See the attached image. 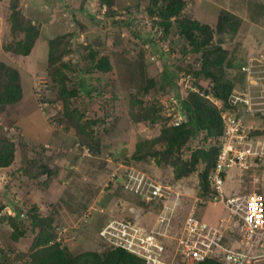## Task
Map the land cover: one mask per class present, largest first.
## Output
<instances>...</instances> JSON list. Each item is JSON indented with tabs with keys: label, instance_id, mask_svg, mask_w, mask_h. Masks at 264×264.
<instances>
[{
	"label": "rangeland",
	"instance_id": "obj_1",
	"mask_svg": "<svg viewBox=\"0 0 264 264\" xmlns=\"http://www.w3.org/2000/svg\"><path fill=\"white\" fill-rule=\"evenodd\" d=\"M162 4V0L157 5L151 0H0V64L18 72L22 92L16 103L0 109V135L15 145L13 162L0 168L1 264H30L32 245L42 230L53 235L52 243L78 256L108 249L99 233L114 218L156 227L163 210L143 205L123 180L116 185L115 173L133 171L171 187L169 219L160 229L169 257L175 253L183 222L192 209L211 224L227 214L223 205L197 201L204 199L199 194L202 164L188 176L175 179L170 165L158 164L154 157L134 156L139 143L153 140L164 126L173 125L174 118L166 111L172 98H179L183 113V102L191 93L207 91L209 99L222 107V101L206 88L211 80L196 75L202 68V55L180 34L178 19L172 18L165 31L159 15ZM230 6L235 10L232 15L241 21L238 32L216 34L211 44H221L227 51L224 72L231 81L252 52L264 49V0H235ZM206 9L215 16V8ZM179 18L195 19L193 11H183ZM22 22L38 31L27 56L13 50L25 39L16 30ZM217 23L211 26L214 30ZM92 58L96 62L107 59L110 69H95ZM188 73H194L198 92L183 85ZM62 77L68 91H78L69 99V109L80 117L78 124L85 134L66 116ZM151 80L155 86L145 91ZM237 82L242 84L243 76ZM6 83L7 74L0 67V92ZM150 108L159 109L163 119L154 124L139 119ZM247 121L264 128V119ZM205 139L206 133H201L190 149L204 146ZM190 155L187 148L184 158ZM252 187L264 193V168L227 171L226 197L247 194ZM33 216L46 219L42 229L31 227ZM12 220L27 229L26 237L13 239Z\"/></svg>",
	"mask_w": 264,
	"mask_h": 264
},
{
	"label": "built area",
	"instance_id": "obj_2",
	"mask_svg": "<svg viewBox=\"0 0 264 264\" xmlns=\"http://www.w3.org/2000/svg\"><path fill=\"white\" fill-rule=\"evenodd\" d=\"M239 75L243 76L242 84L237 82ZM186 76L187 84H183L186 90L198 92L194 86L197 81L194 73ZM231 82L234 88L226 106L222 102L219 108L224 133L210 176L214 190L206 198L197 199L212 207L223 205L227 214L211 224L192 209L183 222L175 253L169 257L160 229L169 219L167 201L172 196L171 187L157 183L145 174L133 171L115 173L116 185L123 180L124 187L138 195L145 205L158 206L163 211L157 219V226L151 229L131 219L110 220L99 233L108 247L123 249L140 258L143 264H174L177 259L178 264H197L207 259L223 264H264V193L252 187L253 191L247 194L226 197L223 190L227 171L264 168V134L252 135L253 131L262 128L247 121L249 118L264 119V49L252 52L234 73ZM212 86L211 82L206 88L211 90ZM206 93L204 91L201 96L209 99ZM177 100L179 98H172L166 109L169 117L174 118L173 126L184 121Z\"/></svg>",
	"mask_w": 264,
	"mask_h": 264
},
{
	"label": "trees",
	"instance_id": "obj_3",
	"mask_svg": "<svg viewBox=\"0 0 264 264\" xmlns=\"http://www.w3.org/2000/svg\"><path fill=\"white\" fill-rule=\"evenodd\" d=\"M163 4L159 7V15L161 17V24L165 31L171 26V19L177 20V25L180 34L188 40L195 52L202 55V68L196 72L197 76H204L211 80L213 86L209 92L217 100L226 102L231 94L234 84L225 76L224 68L228 60V53L221 44L212 45L213 36L216 34L238 32L241 21L234 15L224 11L218 18L216 29L214 30L210 25L202 24L200 21L189 18H179L185 9L186 3L184 0H162ZM154 5L159 3V0H151ZM153 14L154 11L150 10ZM16 25L18 24L15 20ZM20 32L25 34L24 40H19L13 47L14 52L29 55L35 45L38 37L36 27L31 23L22 22L20 26L16 27ZM54 46L50 48V61L53 59ZM93 60V67L100 71H108L110 64L107 59H101L96 62ZM228 64V63H227ZM0 67L5 69L8 77L6 83L0 92V109L7 104L16 103L22 95L21 87L19 85V74L16 70L7 67L4 63ZM90 72V71H88ZM85 71V73H88ZM170 77V75H169ZM65 81L61 78V95L67 102L66 116L71 123L76 126L79 133L85 134L86 130L80 123V117H74L69 109V99L78 95L77 90L68 91L65 87ZM163 84V83H162ZM155 86V80H151L144 87L145 91H149ZM138 103V101H136ZM185 121L178 126L166 125L161 130L158 137L153 140L145 141L137 145L135 157H154L158 164H168L174 169L175 179H181L195 172L198 164H202L204 169L199 173L201 197L206 198L213 192L211 186L210 176L214 170L217 156L220 151V138L224 133V126L220 116L219 108L208 98H205L197 93H191L182 105ZM146 115L139 117L142 120H149L154 124L159 119H163L159 113V109L150 108L146 111ZM152 113V114H151ZM150 115L151 118L149 117ZM80 116V115H79ZM95 123V121L93 122ZM201 133H206V144L197 149H190V144ZM264 134V128L255 130L252 135ZM157 146H160L157 148ZM15 145L8 139L0 135V168L8 167L14 159ZM191 152L190 158L185 159V150ZM143 205H145L143 203ZM31 227L33 229L43 228L46 219L33 216ZM53 220L48 222L51 227ZM22 224V223H21ZM14 233L13 239L18 241L20 238L27 236V229H23L20 223H11ZM53 235L46 233L44 230L40 232L35 239L32 250V262L30 264H143V261L135 255L123 250L113 249L108 247L102 253L86 252L78 256H72L67 249L62 248L59 243H52ZM1 264V263H0ZM4 264V263H2ZM197 264H223L215 259H207Z\"/></svg>",
	"mask_w": 264,
	"mask_h": 264
},
{
	"label": "crops",
	"instance_id": "obj_4",
	"mask_svg": "<svg viewBox=\"0 0 264 264\" xmlns=\"http://www.w3.org/2000/svg\"><path fill=\"white\" fill-rule=\"evenodd\" d=\"M186 3V8L184 10V13H192L193 11V17L197 19L198 21L208 24L210 26L215 25L218 20V14L221 10H226L230 12L231 14H234V11L232 8H230V5H233L235 0H184ZM225 3V4H224ZM206 7H212L214 9L215 16L207 13L208 9ZM207 11V12H206ZM202 17L206 19H211L210 22L208 20H203ZM214 17V20H213Z\"/></svg>",
	"mask_w": 264,
	"mask_h": 264
}]
</instances>
